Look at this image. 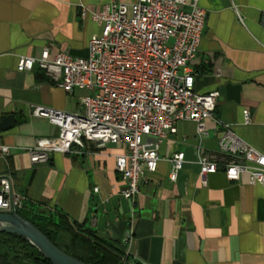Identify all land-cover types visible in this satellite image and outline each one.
Returning <instances> with one entry per match:
<instances>
[{
  "label": "crops",
  "instance_id": "obj_1",
  "mask_svg": "<svg viewBox=\"0 0 264 264\" xmlns=\"http://www.w3.org/2000/svg\"><path fill=\"white\" fill-rule=\"evenodd\" d=\"M109 1L0 0V118L15 117L13 127L0 130V145L8 147L0 155V173L10 176L25 203L51 218L64 242L76 223L120 241L141 264H264L263 187L246 173L235 181L221 169L201 176L196 154L200 142L220 156L224 124L264 154V0H196L206 15L189 66L197 92L218 91L214 114L204 120L201 140L194 121L177 122L158 149L155 171L145 173L132 199L121 195L125 184L115 170L123 147L84 140L70 152L49 153L47 163L30 162L27 149L58 134L55 125L31 114V105L79 111L89 91L66 92L37 66L19 71L17 57H39L45 48L49 59L59 52L86 57L90 36L100 28L80 11L98 12ZM192 1L185 0V7ZM176 151L184 161L171 181Z\"/></svg>",
  "mask_w": 264,
  "mask_h": 264
},
{
  "label": "built area",
  "instance_id": "obj_2",
  "mask_svg": "<svg viewBox=\"0 0 264 264\" xmlns=\"http://www.w3.org/2000/svg\"><path fill=\"white\" fill-rule=\"evenodd\" d=\"M185 6V0H110L98 12L82 7L80 16L89 14L100 28L90 36L86 57L59 52L49 59L47 48L39 57H17L19 71L37 66L66 92L89 91L80 98L79 111L31 105L32 115L58 128L56 137L39 138L27 149L31 163H47L49 153L70 152L74 146L82 147L84 140L123 147L124 152L114 157L115 170L125 184L121 195L132 199L145 173L155 171L158 149L176 132L178 121H194L201 140L204 120L213 117L218 91L200 93L194 88L189 62L197 52L206 12L196 0ZM242 117L243 123L250 121L248 109L242 110ZM218 148L220 156L205 151L200 142L196 146L201 176L221 169L227 180L235 181L246 173L250 182L264 189V154L227 124ZM6 154L8 147L0 145V155ZM183 161L182 151L172 153L171 181L176 180ZM23 206L10 176L0 173V212H16ZM129 236L130 232L124 240Z\"/></svg>",
  "mask_w": 264,
  "mask_h": 264
},
{
  "label": "trees",
  "instance_id": "obj_3",
  "mask_svg": "<svg viewBox=\"0 0 264 264\" xmlns=\"http://www.w3.org/2000/svg\"><path fill=\"white\" fill-rule=\"evenodd\" d=\"M19 216L33 223L56 246L67 254L86 264H141L125 252L120 241H111L99 235L94 229L74 224L67 241H62L59 229L53 227L51 218L45 213L35 211L31 204L24 202ZM1 264H52L27 239L16 234L0 232Z\"/></svg>",
  "mask_w": 264,
  "mask_h": 264
},
{
  "label": "water",
  "instance_id": "obj_4",
  "mask_svg": "<svg viewBox=\"0 0 264 264\" xmlns=\"http://www.w3.org/2000/svg\"><path fill=\"white\" fill-rule=\"evenodd\" d=\"M14 125L15 117L12 113L1 116L0 130L9 129ZM0 232L16 234L27 239L52 264H86L61 250L33 223L19 216L17 212H0Z\"/></svg>",
  "mask_w": 264,
  "mask_h": 264
},
{
  "label": "rangeland",
  "instance_id": "obj_5",
  "mask_svg": "<svg viewBox=\"0 0 264 264\" xmlns=\"http://www.w3.org/2000/svg\"><path fill=\"white\" fill-rule=\"evenodd\" d=\"M127 263H129V264H134L133 262H131V261H129V262H127ZM1 264V263H0Z\"/></svg>",
  "mask_w": 264,
  "mask_h": 264
}]
</instances>
